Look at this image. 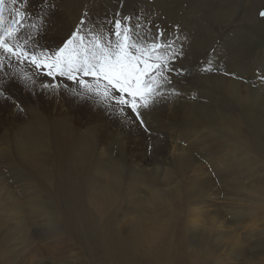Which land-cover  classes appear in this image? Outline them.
I'll return each mask as SVG.
<instances>
[{"label": "bare ground", "instance_id": "obj_1", "mask_svg": "<svg viewBox=\"0 0 264 264\" xmlns=\"http://www.w3.org/2000/svg\"><path fill=\"white\" fill-rule=\"evenodd\" d=\"M44 1L26 0L27 4L25 5L19 3L10 7L24 8L28 13L34 15L33 17L30 16L29 21L35 22L40 16L42 8L44 9L47 7V0ZM55 1L56 0H52L55 5L51 12L53 18L49 16L47 30L39 39L51 40L54 36L60 35V33L64 34L62 27L66 25V29L63 30L69 33V28L76 26L79 20L80 14H78V12L74 14V6L70 0H62L61 3ZM106 1L114 5L115 8H118L120 2V0ZM178 1L180 0H176V2ZM218 1L219 0H209V6L217 8V16L219 18H216V25L223 26L234 20L235 15L242 6L243 0H220L222 4H219ZM98 2L100 5L96 9L95 17L97 18L94 21L97 23L101 22L103 18L111 16V14H107L103 9L105 8V3L102 0H98ZM161 2H158L160 6L164 5V3ZM189 2L188 9L186 10L193 18L189 19L188 23H183L185 29L182 31L183 33H179L177 36L180 37L183 44L188 48L187 61H193L195 58L194 55H196L198 51H201L199 54H202V51L209 48L211 43L218 40L220 32L218 33L219 35H217V33H214L213 25L209 26L203 17L199 15L195 16V14L203 12L204 7L201 6V2V5L194 0H189ZM205 6H207V3H205ZM154 9H156L155 2L144 3V5L139 6L140 11L136 15L140 16V13L143 12H148L147 14H150L149 12L154 13ZM7 11H10V9L8 8ZM251 15L252 17L249 15L250 20H254L253 13H251ZM62 17H66L67 23L64 26L61 24L62 26L59 28L61 32L54 28L59 27L56 26V20L59 19L61 22ZM263 21L264 19L256 20V23L252 22L250 25L243 24L235 27L233 29L235 33L232 32V36L227 34L222 40L223 42L222 46L219 48V52H224L222 47L226 48L233 45L231 49L235 57L243 59L244 56H246L245 54L250 52L252 47L257 46L258 43L254 36L257 30L264 29ZM157 27L166 30L169 36H171L173 31L176 32L174 24H161V26L159 24ZM259 27L263 28L259 29ZM153 31H155V28H153ZM184 37H187V39L184 40ZM221 58L222 55L215 54L210 59L217 62ZM231 60H235V58L229 57V61ZM195 62L194 59L192 63ZM246 68L249 71L241 76L235 72L234 68H230L231 71L227 73L226 80H223L222 76H220L219 81L216 79L211 81L209 77L202 80L200 79V82L203 81L205 84L210 83V86H214L215 88L218 87V89L220 88L219 93L227 96L231 103L234 104V110L238 109L237 115L229 114L221 109L214 111L211 105L213 103L214 94L209 93V90L203 87L199 88L197 92L192 90V86L188 89L181 88L180 90L176 87L179 95L170 96L167 101L156 105L149 111L143 112L145 121L144 126H141L138 122L133 123L123 119L114 109L110 110L102 100L99 105H96V99L100 98L92 97V104H95V108L92 107L93 110H95V122L93 123L98 124L90 127L88 131L89 133L92 132L93 135L87 136L85 133L77 135L78 133L74 129L75 126H72L69 123L70 121L68 122L67 120L73 119L72 117H67L66 119L63 118V116H57L56 121L51 127L48 126V129L44 130V120L40 114L34 112L35 109L33 106H26L25 112H34L32 114L34 118L29 121L26 127L18 128L16 130L17 134L13 139L15 142L13 151L17 152L15 156L21 159L19 161L25 166L26 170L31 171L33 166L41 170V166H37L36 163H43L44 157L40 158L42 161L38 159L41 154L48 152L50 149L55 157L57 155L62 158L65 157L64 155L66 154V157L73 156L75 162H72L71 165L66 160L65 162L74 170L83 171L88 174L87 177L89 182L71 184L66 187L67 198L75 201L79 197L82 201L87 203V205L80 209L70 210V208H68L67 214H69V218L67 219L70 226L76 232L84 233L85 237H93V251L95 255V263L93 264H201L202 261L209 262V249H207V252L199 254L195 251L197 244L200 245L199 241L195 239V241L192 242V246H190L185 237L182 216L186 208L184 205L185 202H180L178 200L180 203L177 204L173 199L169 201L163 198L165 191L163 190L162 184L165 181V176L164 178L161 177L160 172L162 171L158 170L159 167L143 168L139 166L138 162V164H132L134 168L126 166L122 161L123 155L115 161L111 159L107 153V147L110 148L109 151L112 156L115 147H120L123 151L127 146L125 142L128 140L134 142V138L136 144H140L139 150H141V152H132L133 156L140 155L144 157L142 160L145 162H160L161 160L159 157H162L160 155H165L164 153L169 148V140L171 138L189 135L196 131L187 128L183 133H178L179 130L177 131L175 123L179 118H184L188 125L208 130V137L212 134L213 138L210 144L208 142L209 140L204 138L205 149H200L199 147L192 148L189 146H186V148L184 147L185 149L180 147L179 149L183 151L182 153L179 152L181 156H179L180 158L178 159L181 163L180 169L184 167L192 168V165L198 168L202 163V160L198 159L201 156V151L205 152L206 157L211 153H221L223 151L225 156L224 159H226L225 165L231 163L236 164L233 168L234 173L229 176L237 178L247 176L251 168L254 167L253 165H257L259 161H262L259 155H264V102L259 104L258 101L261 100L260 94H254V92L249 89L252 74L250 73V69L248 67ZM221 75L224 74L222 73ZM196 81H198V79ZM69 88L82 91L79 85L75 83L74 85H70ZM15 92H17V90ZM20 95L21 94H19V96ZM192 95H195V97L192 98ZM16 96L18 95L16 94ZM43 96L44 98H40L48 108H56L57 105H53V93L47 92ZM70 96L68 103L76 107V100H78L77 95L72 93ZM1 98L2 97H0V99ZM89 99L90 98L87 100ZM1 106H3V104ZM91 106L92 105H90V107ZM244 116L246 119L243 118ZM98 133L107 145L102 147L99 154L96 153V148H98V140H96V137ZM3 139L9 143V145L12 143L9 138L4 137ZM171 141L173 140L171 139ZM212 144L218 149H214ZM178 147L179 142L175 146V150ZM262 162L264 163V161ZM161 165L158 166L161 167ZM47 167L48 163H44V168ZM132 168L135 174L131 179L127 177L126 174L124 175V172ZM168 170L169 172L167 173H170L171 169L168 168ZM48 174L46 176H48ZM8 182H2L0 178V200L3 199V194L5 192V200L2 202L3 208L0 210L2 212H0V228L6 224L7 219L12 218L9 212L15 211L16 217L21 218V220L17 221L16 226L11 231L22 232L16 236L21 242H24L27 238L33 239L34 233L30 231V227L36 223L32 221L33 215H41L46 225L50 223L52 219H55L54 217L57 214L61 213V211L57 210L54 206L53 198L55 197L56 190L49 189L46 180L40 178L35 182L36 185L39 186L38 190L32 192L30 197H28V201L24 203L23 200L19 201L14 199L10 193L6 192L9 188ZM194 182L195 180L191 185H193ZM143 190L148 193L147 197L141 195L140 191ZM44 191L50 192L52 198L47 200L44 197ZM201 193L203 192L201 191ZM194 195L197 196L200 194H197L195 191ZM262 196L264 197V194L260 190H257V194L254 196L255 198L249 199L251 200V205L247 206L248 210H253L255 213L258 207L253 205V203L262 202L264 204ZM86 206L91 207L93 211L86 209ZM236 208L240 209L239 206H236ZM202 210L197 208L193 209V211L197 212L199 217L203 216L205 212ZM5 214L6 217H3ZM195 217L199 220L197 216ZM61 222L67 224L66 219H62ZM194 224L195 228L198 229L200 224L197 222ZM205 245H207L206 241L202 243L201 248ZM4 248H7V246L5 245ZM12 260L13 258H10L8 262L11 263Z\"/></svg>", "mask_w": 264, "mask_h": 264}, {"label": "rangeland", "instance_id": "obj_2", "mask_svg": "<svg viewBox=\"0 0 264 264\" xmlns=\"http://www.w3.org/2000/svg\"><path fill=\"white\" fill-rule=\"evenodd\" d=\"M61 1L62 0H56L55 2L61 3ZM102 1L105 3V8L103 9L107 14L112 15L119 12L122 16H132L133 22H135V18L139 16L136 14L140 11V5L155 2L156 9H154V13L149 12L150 14H147L148 12H143L140 13V15L146 14L147 18L150 19L155 26H159V24L160 26L161 24H174L176 27V35L183 33L182 31L185 29L183 23L186 24L189 19L193 18V16L186 10L190 3L189 0H180L178 2H176V0H120L118 8H115L114 5L109 4L106 0ZM159 1H162L161 3H164V5L160 6L158 3ZM194 1L199 4L201 2L202 5H200L204 7L203 12L197 13L195 16L199 15L200 17H203L209 26H214V33L219 35L218 33L220 32V35L218 40L211 43L209 48H207L209 50L206 49L205 51H202V54H199L201 51H198L196 55H194L195 58H193L196 61L195 63H192L194 59L193 61H187V54L189 51L185 44H183L184 56L176 62V68L185 69L186 73L183 76H176L173 74V82L177 89H188L192 86V90L197 92L201 87L207 88L209 93L214 94L212 100L213 103L211 104L214 111L221 109L229 114L237 115L238 109L234 110L235 106L227 96L219 93L220 88L218 89V87L215 88L214 86H210V83L205 84L203 81L200 82V79L202 80L209 77L211 81H214V79L219 81L220 76H222V79L226 80L227 73L231 71L230 68H234L235 72L241 76L249 71L246 68L248 67L252 74L249 89L254 92V94H260L261 100L258 101L259 104L264 102V29L255 32L254 37L258 44L256 47H252L250 52H248L249 54H245L246 56H244L243 59L235 57L234 52L231 49V46L233 45L226 48L222 47L224 52H219V48L222 46V40L227 34L232 36V32L235 33L233 30L235 27L243 24L250 25L252 22L256 23V20L264 19L259 15L261 11H264V0H243L242 6L239 8L234 20L223 26L216 25V20L219 18L217 16L218 11L216 10L217 8L209 6V0ZM5 2L6 8L12 9L10 6H13V4L10 0H5ZM70 2H72V5L74 6V14L77 12L80 14L79 19L81 18L82 13L87 12L90 18L95 21L97 18L95 17L96 9L100 5L98 0H70ZM205 3H207V6H205ZM218 3L222 4V1L219 0ZM25 4L27 3H24V5ZM7 9H5V17L12 19L13 16L10 11H7ZM51 12L49 16L53 18ZM251 13H253L254 20H250V16L252 17ZM30 16L33 17L34 15ZM25 23L33 22H30L28 19ZM66 23V17H62L61 22L57 19L56 26L59 27L54 29L61 31L59 28ZM66 26L62 27L64 34L60 33V35L54 36L51 40L39 39L40 43L52 47L61 43V41L69 35L75 27H68L70 32H67V34L66 30H63L66 29ZM261 28L263 27H259V29ZM29 32L30 29H24L23 34L27 35ZM215 54L222 55V58L217 62L210 59ZM229 57H233L235 60L229 61ZM209 60L213 61V65L217 71L211 73L199 71V68L204 66ZM0 69V84L3 85V90H5L4 95L0 96L2 97L0 99V101L2 100L0 102V109L3 111L6 109L4 112L0 110V178L2 182L9 181L7 183L9 184V188L6 192L10 193L14 199L19 201L23 200L25 203L28 201V197H30L31 193L39 188L35 182L40 178L45 179L49 189L56 190L55 197L53 198L54 206L57 210L61 211L60 214H57L54 217L55 219H52V221L46 225L43 222L41 215H33L32 221H35L36 223L30 227V231L34 233V238H27L24 242H21L20 239L16 237L22 232L11 231L16 226L17 221L21 220V218L16 217L15 211H10L9 214L12 218L7 219L6 224L0 228V264H93L95 263L93 237H85L84 233L76 232L70 226L67 219L69 218V214H67L68 208H70V210L80 209L87 205V203L82 201L79 197L75 201L67 198L66 187L71 184L89 182L87 177L88 174L83 171L74 170L65 162L66 160L71 165L72 162H75L73 156L66 157V154L64 155L65 157L62 158L57 155L55 157L50 149L39 157V161H42L40 158L44 157L43 163H36L37 166H41V170L36 169L35 166H33L31 171H27L25 166L19 161L21 159L15 156V153L17 152L13 151V146L15 145L13 139L17 134L16 130L18 128L26 127L29 121L31 119L33 120L34 117L32 114L34 112L40 114L44 120V130H47L48 126L51 127L56 121L57 116H63V118L66 119L67 117L73 118L67 120L68 122L70 121L69 123L72 126H75L74 129L77 131V135L83 133L87 136L93 135L92 132L89 133L88 131L90 127L98 124L93 123L95 122V110H93L95 104H92L93 99L92 97H83L85 98L83 99L82 97L77 96L78 100H76V107H74L68 103L69 98L71 97L70 95L73 93L69 86L74 85V82L68 81L64 78H58L57 81H53L51 78L41 73L35 77L36 84L29 83V86L25 87L26 82L22 79V70L27 71L30 74L34 73L36 70L32 68L31 65H20L15 61H12L11 64H9V61L5 59V67ZM222 73L224 75H221ZM197 79L198 81H196ZM54 83L60 84V87L56 90L44 86ZM65 85H67V89H65ZM16 90L17 92H15ZM76 91L79 92L78 89H76ZM47 92L53 93V105H57V109H53V107L52 109L48 108L40 98H44L43 95ZM15 93L18 96H16ZM18 93L21 95L19 96ZM194 97L195 95H192V98ZM86 98L90 99L87 100ZM224 100H227L226 103ZM100 102H102L101 99H96V105H99ZM87 103H90L89 106ZM2 104L3 106H1ZM28 105L31 107L33 106L35 111L25 112V108ZM90 105L92 106L90 107ZM243 118L246 119L245 116ZM184 122H186L184 118H179L178 121H176L175 126H177V131L179 130L178 133H183L187 128L196 131L189 135L175 136L174 138H171L175 143L171 141V139L169 140V148L164 153L165 155H160L162 156L159 157L161 160L160 162L151 163V161H148V163L142 160L144 157H141L140 155L133 156L132 152H141V150H139L140 144H136L134 138L133 140L135 143L129 140L126 141L125 139L127 146L123 151L120 147H115L111 156L109 151L110 148L107 147V153L111 159L115 161L123 155L122 161L126 166L133 167L132 164L139 163V166L143 168L159 167L158 170L162 171L160 172L161 177L164 178L165 176V181L162 184V187L164 188L163 190L165 191L163 198L169 201L173 199L177 204L185 202L184 205L186 208L182 215L184 226L183 231L189 245L192 246V242L197 239L200 243V245L197 244L195 250L197 253L201 254L207 252V249L210 251L209 262H203L201 260V264H264V204L262 202H254L253 205L258 207L255 213L253 210H248L247 207L248 205H251V200L249 199L255 198L254 196L257 194V190H260L264 194V163L262 162L264 161V155H259L262 161H259L257 165H253L254 167L251 168L250 173L242 178L229 176L234 173L233 168L236 164L231 163L225 165L226 159H224L225 156L223 151L221 153H211L208 157H206L205 152L201 151V158L199 157L198 159L202 160V163L198 168H195L194 165H192V168L184 167L183 169H180L181 163L178 159L181 156L179 152H183L179 149L180 147L186 148V146H189L192 148L199 147L200 149H205L204 138L209 140V144L213 138V135L210 134V132L208 137V130H203L201 127V129L199 127H193L188 125L187 122ZM98 135L97 137L95 136L96 140H98V148H96L97 154H99L102 147L107 146L99 133ZM4 137L9 138L12 143L9 145V143L3 139ZM177 141L179 142V147L175 150V146L178 143ZM212 147L216 150L218 149L214 147L213 144ZM44 163H48L47 168H44ZM158 165H161V167ZM167 167L171 169V174L167 173L169 172ZM133 168L126 170L124 175L126 174L127 177L132 179V176L135 174ZM47 174L48 176H46ZM194 180V184L191 185ZM194 190L200 195L195 196ZM201 191L203 193H201ZM43 193L47 200L52 198L50 192L44 191ZM140 193L144 197L148 196V193L145 190L140 191ZM263 199L264 197L262 196V200ZM4 200L5 192L3 194V199L0 200V210L3 208L2 202ZM236 206H239L240 209H237ZM85 208L93 211L89 206H86ZM194 208L200 210L203 209L202 211H205L203 216L199 217L197 212L193 211ZM195 216H197L199 220H197ZM3 217H6V214ZM62 219H66L67 224H63L61 222ZM195 222L200 224L198 229L195 228ZM204 241H206L207 245L201 248ZM5 245L7 248H4ZM10 258H13L11 263L8 262V259Z\"/></svg>", "mask_w": 264, "mask_h": 264}, {"label": "snow or ice", "instance_id": "obj_3", "mask_svg": "<svg viewBox=\"0 0 264 264\" xmlns=\"http://www.w3.org/2000/svg\"><path fill=\"white\" fill-rule=\"evenodd\" d=\"M10 2L16 5L26 0ZM54 7L52 0H47V7L41 10L35 22L25 23L30 13L15 7L10 9L13 18L8 19L6 2L0 0V68L5 67V59L9 64L15 61L31 65L36 70L34 73L22 70L25 87L34 84L35 77L41 73L53 81L64 78L82 89L79 92L71 89L77 96L99 97L123 119L141 126L145 124L143 112L167 101L170 96L179 95L173 74L183 76L186 70L176 68L184 51L183 42L175 31L169 36L146 14L137 16L133 22L132 16L116 12L97 23L84 12L70 34L52 47L41 44L39 37L47 30ZM259 15L264 18V11ZM24 29L30 32L24 35ZM199 71L211 73L217 69L209 60ZM44 86L56 89L60 84ZM64 87L67 89V85ZM4 91L0 84V96Z\"/></svg>", "mask_w": 264, "mask_h": 264}]
</instances>
